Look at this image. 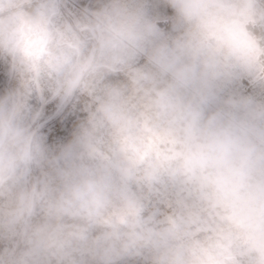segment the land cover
Returning <instances> with one entry per match:
<instances>
[{
  "label": "clouds",
  "instance_id": "9594fccd",
  "mask_svg": "<svg viewBox=\"0 0 264 264\" xmlns=\"http://www.w3.org/2000/svg\"><path fill=\"white\" fill-rule=\"evenodd\" d=\"M0 0V264H264V0ZM44 88L86 116L49 147Z\"/></svg>",
  "mask_w": 264,
  "mask_h": 264
},
{
  "label": "rangeland",
  "instance_id": "374dc122",
  "mask_svg": "<svg viewBox=\"0 0 264 264\" xmlns=\"http://www.w3.org/2000/svg\"><path fill=\"white\" fill-rule=\"evenodd\" d=\"M145 7L150 15L159 17L158 26L164 31L172 27V9L164 4V0H144ZM98 0H66L65 10L75 11L82 8H95ZM16 80L12 75L9 62L0 58V95L15 88ZM232 95H252L258 99L264 98V92L252 86L247 80L228 85L222 93L223 98ZM33 111L37 115L36 125L46 144L56 148L71 140L79 121L86 113L81 102H72L61 106L58 99L53 98L50 88H44L40 96L31 101ZM126 264H142L140 261L130 260Z\"/></svg>",
  "mask_w": 264,
  "mask_h": 264
}]
</instances>
